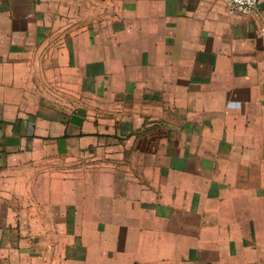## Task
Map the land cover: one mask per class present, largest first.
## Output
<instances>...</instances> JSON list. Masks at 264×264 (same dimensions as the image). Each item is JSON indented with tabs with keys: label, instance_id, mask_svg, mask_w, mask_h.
Masks as SVG:
<instances>
[{
	"label": "crops",
	"instance_id": "0c3cea01",
	"mask_svg": "<svg viewBox=\"0 0 264 264\" xmlns=\"http://www.w3.org/2000/svg\"><path fill=\"white\" fill-rule=\"evenodd\" d=\"M90 66L103 68L108 83L124 69L147 118L164 123L167 109L172 124L155 129L151 144L166 151L153 156L162 164L154 177L140 175L137 192L130 183L118 190L122 178L112 171L114 187L101 193V172L93 171L98 231L84 264H132L138 246L157 237L162 246L153 242L160 249L148 264L184 255L188 241L155 224L153 241L126 233L149 226L144 217L163 215L161 199L181 192L183 211L216 229L205 239V264H264V0L250 15L229 14L223 0H0V264H65L52 252L59 238L52 232L69 226L85 194L70 189V164L83 181L89 164H118L146 144L133 140L141 128L134 108L106 119L70 106L68 70L78 83ZM182 106L183 116L193 114L185 128L175 113ZM190 157L204 160L206 170H190ZM213 163L224 165L215 175ZM171 180L175 191L163 196L157 189ZM131 200L141 207L127 208ZM115 219L124 222L110 223ZM103 228L115 236L102 235Z\"/></svg>",
	"mask_w": 264,
	"mask_h": 264
},
{
	"label": "rangeland",
	"instance_id": "374dc122",
	"mask_svg": "<svg viewBox=\"0 0 264 264\" xmlns=\"http://www.w3.org/2000/svg\"><path fill=\"white\" fill-rule=\"evenodd\" d=\"M102 69H97L93 68V66L90 67H85L84 68V80L82 82L76 83L72 76H75V72L72 69L68 70L69 74V82L67 84V90L69 91L68 93V102L71 106L72 105H84L85 106V111L89 112V115H91L93 112L97 114H102V116L106 119L108 118V115L110 114H116V113H125L126 108H134V111L138 113V118H139V124L141 128H137V131H134L132 133L133 135V140L136 142V146L138 147L139 142L142 141L143 143H146L140 148L137 149V151L133 150L130 156H126V159L123 158L122 162L115 164L113 162L107 161H102L99 166H92V164H89L88 166L85 167L83 175L81 174L83 181L77 180V170L78 167L76 165L70 164L71 167H73L74 172H71L72 174L70 178H73L69 180L70 182V189H73L74 192H77L78 190H83L84 189V196H81L80 199H78V203H76V209H74L72 213V219L69 220L68 227H63V228H58L54 227V232H52L54 238L59 237L56 240L57 243H54L52 246V252L54 254H62L64 257H66V261L64 262L65 264H84L85 263V258L83 253L89 252L91 245L89 244L91 240H93L94 235H93V230H95V233L98 231L97 229L92 227V216L93 214V207L95 205L92 204L94 201V197L92 196V191L94 188V170H100L101 172V180L99 181L100 187H101V193L104 191L105 193L108 194L106 190L109 191V188H112L114 186L109 187L110 183V173L112 171L116 174L117 176H120L122 180L118 179L116 182L120 181L117 183L119 186L120 190L124 189L123 192L126 190L125 187L128 183L131 184L133 187V192H137L136 188H139V183L141 182V176L140 175H148L154 177L156 174L157 170V164H162L161 160L160 162H157L153 156H157L159 154H164V151H166V148L164 147H157L155 144H151V141H153L156 138V135H154L157 131L155 129L160 128L161 126H164L165 128L171 126L172 120L168 119L171 118V112H169L167 109L164 111L165 120H163L164 123H160V120L156 123V121L149 120L145 113L148 112L146 108V104L144 103L142 106H139V101L133 100V98H136L133 96V90L135 92L140 91L139 87L135 86L132 87L131 83H128L129 85H126L127 78L125 77V70L122 69H117L116 73L118 75L114 78L113 82L108 83V78L106 75L103 76L102 74ZM121 71V72H120ZM129 78V77H128ZM126 86H130V90H126ZM139 95V94H137ZM166 103H169L166 101ZM197 107L199 108V101H195ZM187 104V103H186ZM183 104V105H186ZM188 106V105H187ZM186 107L182 106L180 109L176 110V114H181L179 125L184 127V124H187L189 122V118L193 114H190L187 116L186 115ZM168 117V118H167ZM164 128V129H165ZM185 128V127H184ZM140 130V131H138ZM166 130V129H165ZM182 131V129H180ZM153 134V136H148ZM184 135V140H186L188 137L183 132H181V136ZM124 139V137H123ZM142 148V149H141ZM163 163H165L166 168H171V163H166L165 161L167 160L164 158ZM191 159V162L189 163L188 167L190 170H195L198 169V171L202 170L205 171L206 169L203 168L202 166L205 165L204 160H194V163H192L193 158H188ZM215 163V161H214ZM213 166H209V169L212 168L213 174L215 171L221 172V167L224 168V165L221 163L214 164ZM202 165V166H200ZM160 168V167H159ZM96 172V171H94ZM80 174V173H79ZM218 174V173H217ZM215 175V174H214ZM74 177H76L74 179ZM125 177V180H123ZM215 177V176H214ZM116 178V177H115ZM137 178V179H135ZM215 179V178H214ZM173 180V177H172ZM169 182L168 186H162L161 188H158V192H161L163 196L170 195L175 191V187L172 188L171 183L173 181ZM96 181V180H95ZM43 182V181H42ZM81 182V185L79 187V184ZM148 182L147 180L142 181V184L146 185ZM112 184V183H111ZM105 189V190H104ZM76 190V191H75ZM132 188H130L131 192ZM144 187L142 188V193L143 195ZM173 191V192H172ZM83 192V191H82ZM117 190H113L112 193L116 194ZM180 198H176L174 196L173 200L170 201L166 198H163L161 200L164 201V204H162V207L165 208V211L163 212V215H159L154 211H152V215L150 216L149 219H146V216L144 217L145 220H143V224H147L149 226H146L142 230H138V228L133 229V231L129 232V230L126 231L128 235H133L134 237L137 238H142L144 241L147 239L153 238V235L150 233L152 230L150 229V226L152 224V229L155 231H162L161 234L165 235H172L173 238L177 237V241L182 242L183 240L188 241V250L187 252H184L179 256L172 254L171 258L164 259L163 262H153V264H205L204 258L206 257L205 254V239L209 236L210 233H213L216 229H211L210 227H204L203 225H200V220L201 216L197 213L196 217L192 216L193 214H189L184 212V208L188 206V201L184 197L183 192L179 193ZM162 196V197H163ZM160 197V198H162ZM75 198V199H74ZM74 198L72 196H69L70 203H75L77 201V196L74 194ZM106 201H108V196L105 198ZM119 200L116 201V203ZM125 202V201H123ZM131 205L127 206V208L134 207V208H139L141 207L140 205H136V202L131 200L127 201L126 203H131ZM117 204H120L119 202ZM117 204L115 205H110L111 207H118ZM193 203L191 202L190 205ZM73 205V204H70ZM78 205V207H77ZM109 206V207H110ZM149 207V206H148ZM146 208V207H143ZM130 213V212H129ZM134 213H137L136 211ZM149 213V214H151ZM143 215V214H139ZM123 217L127 216L123 214ZM144 216V215H143ZM164 216V217H162ZM136 217V216H134ZM141 217V216H139ZM142 218V217H141ZM170 219L171 221L168 223L170 224L169 226L163 227L164 223H166L165 220ZM131 219V218H129ZM116 221L111 220L110 223H118V222H124L119 221L115 219ZM131 221V220H129ZM142 223V220H141ZM189 225V226H188ZM194 225V226H193ZM163 227V228H162ZM162 228V229H161ZM101 234L106 236H115L114 229H101L100 230ZM164 231V232H163ZM154 232V231H152ZM177 233H179L177 235ZM77 236V237H76ZM98 238V235L96 236ZM115 238V237H114ZM115 238L114 240H116ZM77 240V241H76ZM60 241V242H58ZM76 241V242H75ZM82 241L84 243H82ZM153 241V240H151ZM161 238L157 239L153 242H159L161 244ZM169 241H172L169 240ZM174 241V240H173ZM152 242V243H153ZM145 243V242H143ZM152 243L147 244H140L138 248L135 251V259L133 260L132 264H148L147 257H155L156 251L160 249L159 247L156 248V244L153 243V247L150 245ZM158 244V243H157ZM109 244L108 246H110ZM159 245V244H158ZM208 245V244H207ZM132 246V245H131ZM162 246V244H161ZM214 247V246H213ZM131 250H135V246ZM166 250H172V244L167 245ZM194 251V252H192ZM120 252V251H119ZM105 253V251H104ZM172 253V252H170ZM147 255V256H146ZM68 259V261H67ZM204 260V261H203ZM86 264H89L88 262Z\"/></svg>",
	"mask_w": 264,
	"mask_h": 264
},
{
	"label": "built area",
	"instance_id": "2783aa9c",
	"mask_svg": "<svg viewBox=\"0 0 264 264\" xmlns=\"http://www.w3.org/2000/svg\"><path fill=\"white\" fill-rule=\"evenodd\" d=\"M231 15H250L257 13L258 0H223Z\"/></svg>",
	"mask_w": 264,
	"mask_h": 264
}]
</instances>
